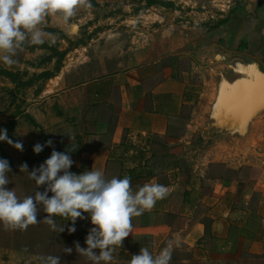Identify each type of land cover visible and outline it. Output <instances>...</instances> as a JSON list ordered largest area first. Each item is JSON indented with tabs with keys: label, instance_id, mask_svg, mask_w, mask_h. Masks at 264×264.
<instances>
[{
	"label": "crops",
	"instance_id": "crops-1",
	"mask_svg": "<svg viewBox=\"0 0 264 264\" xmlns=\"http://www.w3.org/2000/svg\"><path fill=\"white\" fill-rule=\"evenodd\" d=\"M233 1L225 12L202 10V19L208 18L201 39L202 62L213 67L202 73V98L212 96L208 108L202 105V118L196 116L197 108L185 116L191 104L180 90L185 72L148 68L171 54L179 56L184 44H176L173 37L155 40L151 32L149 41L137 42L128 55L125 46L103 39L126 19L112 30L102 28L100 38H87L71 49L69 63L65 60L61 71L48 79L35 108L29 109L53 141L49 155L53 148L76 149L68 153L74 161L71 172L98 169L107 179L127 175L134 191L152 181L170 189L151 211L132 219V234L116 249L111 264H129L141 247L156 255L176 238L175 249L191 251L202 244L205 254H264V107L238 119L231 110L218 112L223 90L235 95L264 79V0ZM160 8L170 10V16H156L170 23L167 34L175 35L182 26L173 23L174 17L187 8ZM153 10L157 7L148 8ZM182 13L199 16L194 9ZM139 17L135 13L133 22ZM90 24L89 35L101 25ZM108 47L110 51L104 49ZM253 65L261 72L252 70ZM225 122L236 128L224 129ZM237 127L246 130L242 133ZM193 144L202 146L196 149ZM84 216L71 234L67 229L72 222L59 217L68 222L58 236L73 249L71 256L78 255L74 242L87 247L85 238L94 227L88 214ZM94 251L99 254V249ZM19 254L23 262L15 259ZM36 256L0 247V264H41ZM77 262L74 258L70 264Z\"/></svg>",
	"mask_w": 264,
	"mask_h": 264
},
{
	"label": "rangeland",
	"instance_id": "rangeland-1",
	"mask_svg": "<svg viewBox=\"0 0 264 264\" xmlns=\"http://www.w3.org/2000/svg\"><path fill=\"white\" fill-rule=\"evenodd\" d=\"M174 3L175 8L177 6H184L187 9H183L174 17L173 23L182 26L181 29L177 28L175 35L167 34L170 23L162 21L160 16L162 13L168 16L171 15L170 10L165 11L161 5H153L157 7V10L148 11V0H91V9H81L77 15L73 17L69 23L65 24L57 17L47 18V27L43 30L54 34L57 37L55 45L46 48L26 49L18 52V55L14 57L17 63L11 67L6 66L0 61V127L3 123L16 120L17 124L13 131L7 132L8 137L14 142L19 141L23 144V151H19L3 141V151H0V158L7 159L9 161L11 172L8 173L10 183L6 186L9 190H14L17 196L22 200L26 196L34 195L35 191H44L46 186L37 185L34 180L29 179V175L26 171H20V165L26 163L28 165V171L31 172L33 168H38L47 158L50 157L48 151L51 150V146L44 147L43 151L36 154L33 151L34 145L40 143L44 145L49 140V133L45 125L39 124L34 117L29 113V109L35 108L36 97L38 93L45 87L47 78L41 74L45 71L57 73L58 61L61 55L57 52H67L63 60L70 61V51L80 42L85 41L87 38H100L98 35L102 28L107 30L117 27L124 19L127 21L126 25H121L118 30L114 32L109 31V34L103 37V39L115 40L120 43L122 47L125 46L126 52L129 54L134 52V45L143 44L149 41L148 33L155 32L153 37L155 40H168L170 38L175 39L176 44L183 43L184 47L181 50V56L184 54V58H180L176 53L171 54L162 59L158 64H152L148 68L153 70H163L167 67H172L174 70L183 71L187 78L180 80L181 91L184 90V97L188 96L191 104L185 109V116L192 114L195 108L199 109L196 113L198 118H202V105H210L212 101L211 95H205L202 98L204 91V80L202 79V73L206 70L212 69V64L202 62V36L205 29L204 24L208 21L202 19L203 11L227 10L233 0H165ZM177 4V5H176ZM203 6H207L203 9ZM115 8V9H113ZM188 9H194L198 11L197 14L186 15ZM121 10V15L120 11ZM124 10H126L124 12ZM115 12V13H114ZM168 12V13H167ZM137 13L139 16L137 23L133 22V16ZM200 13V14H199ZM219 13V12H218ZM125 14L128 18L122 15ZM121 16V19L119 17ZM151 16V17H150ZM97 17V19H96ZM109 17V18H108ZM173 18V17H172ZM96 21L98 31H93L89 35L88 27L91 22ZM168 24V25H167ZM203 24V25H202ZM164 25V26H163ZM65 26V31L61 30V27ZM75 26H78L75 28ZM203 28V29H202ZM135 29L139 32H135ZM106 30V31H107ZM49 44L48 42H45ZM110 51L111 48H104ZM158 49V47L156 48ZM178 48L176 47L175 50ZM164 49H162L163 51ZM188 55V57H187ZM68 56V58H67ZM52 57L51 60L49 58ZM189 76V77H188ZM150 80V85H151ZM193 102V103H192ZM39 107V106H38ZM40 109V108H39ZM41 110H38L40 112ZM202 144H193L197 149ZM7 156V157H6ZM52 194L49 193V197ZM47 216L43 212L42 207L38 214L37 219L40 220L36 225H31L26 231H6L2 224H0V247L15 251H28L36 253L39 258L41 256H59L61 264H70L71 261L78 259L77 264H88L90 261L80 255L71 256V254L64 253V247H68L60 240L58 231H52L50 227L43 222V219ZM58 226H64L66 221L62 222L59 216L54 217ZM66 227V225H65ZM62 236V235H61ZM64 244H63V243ZM194 250H187V248H176L172 254L170 264H264V254H242V255H227L221 256L218 254H205L202 252V244L196 246ZM214 245L210 247V251H213ZM23 255L19 254L15 259L23 262ZM78 257V258H77ZM40 261V259H35Z\"/></svg>",
	"mask_w": 264,
	"mask_h": 264
},
{
	"label": "clouds",
	"instance_id": "clouds-1",
	"mask_svg": "<svg viewBox=\"0 0 264 264\" xmlns=\"http://www.w3.org/2000/svg\"><path fill=\"white\" fill-rule=\"evenodd\" d=\"M91 0H0V61L11 67L17 63L14 59L24 46L55 45L57 37L44 31L48 17H57L67 24L81 9H91ZM74 139V137H72ZM0 141H5L15 149L23 151V144L8 137L6 129H0ZM48 140L44 145L37 143L33 151L39 154L44 147L52 146ZM73 149L72 151H75ZM58 152L53 148L51 155L38 168L28 171L26 163L20 165V171H26L29 179L34 180L37 188L46 186L44 191H35L34 195L22 200L12 189L8 173L11 167L7 159L0 158V224L6 231H26L29 226L40 222L37 219L41 210L47 214L43 222L52 231L65 230L58 226L54 217L59 216L72 222L68 232L76 231L77 219H85L88 214L91 224L85 238L86 248L75 243L78 255L87 258L92 264H111L117 248L132 234V219L151 211L156 203L170 194V189L155 181L145 183L134 191L131 178L107 179L102 170L91 169L81 174L70 171L74 161L69 152ZM49 193L52 195L49 197ZM179 239H172L153 255L147 247H141L138 255H132L129 264H170ZM99 249V254L94 250ZM72 248L64 247V253L71 254ZM41 264H61L59 256H41Z\"/></svg>",
	"mask_w": 264,
	"mask_h": 264
},
{
	"label": "water",
	"instance_id": "water-1",
	"mask_svg": "<svg viewBox=\"0 0 264 264\" xmlns=\"http://www.w3.org/2000/svg\"><path fill=\"white\" fill-rule=\"evenodd\" d=\"M78 26H75L77 28ZM79 28V27H78ZM259 71L256 65L252 66V70ZM261 72V71H259ZM263 77L264 74L262 73ZM261 75V76H262ZM218 112L232 111V115L238 118H246L248 111L257 114L264 107V79H260L254 84V87L250 88L247 86L242 87L238 94L227 95L223 90L219 96ZM252 106L251 110H248ZM224 129H235L236 126L233 123L225 122L223 125ZM238 128V127H237ZM242 133L246 130V127L238 128Z\"/></svg>",
	"mask_w": 264,
	"mask_h": 264
},
{
	"label": "trees",
	"instance_id": "trees-1",
	"mask_svg": "<svg viewBox=\"0 0 264 264\" xmlns=\"http://www.w3.org/2000/svg\"><path fill=\"white\" fill-rule=\"evenodd\" d=\"M147 4H148V6L161 5L164 7H174L173 2L165 1V0H148ZM46 47H51V46H49V44H47V43H44L42 45H32V46H28L26 44L24 46V48L31 49V50L37 49V48H46ZM57 53L61 55V58L58 61V66H57V72H59V71H61V69L63 67V60H64L65 56L67 55V52H57ZM51 59H52V57L49 58V60H51ZM55 74H56L55 72L45 71L41 75L47 79H50L53 76H55ZM16 124H17L16 120H12L10 122L3 123L2 126L0 127V129H6L7 132H11L15 129ZM0 151H3V141H0Z\"/></svg>",
	"mask_w": 264,
	"mask_h": 264
},
{
	"label": "built area",
	"instance_id": "built-area-1",
	"mask_svg": "<svg viewBox=\"0 0 264 264\" xmlns=\"http://www.w3.org/2000/svg\"><path fill=\"white\" fill-rule=\"evenodd\" d=\"M224 11V10H223Z\"/></svg>",
	"mask_w": 264,
	"mask_h": 264
}]
</instances>
